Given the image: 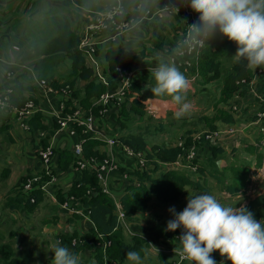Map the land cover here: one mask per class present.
Segmentation results:
<instances>
[{
    "label": "crops",
    "instance_id": "1",
    "mask_svg": "<svg viewBox=\"0 0 264 264\" xmlns=\"http://www.w3.org/2000/svg\"><path fill=\"white\" fill-rule=\"evenodd\" d=\"M94 1L99 11L91 12L72 0H0V94L11 87L19 89L23 98L35 103V114H40L43 125L34 131L29 125L32 117L24 127L20 125L14 107L0 110V229L6 226L15 228L9 236L21 242H18L16 250L23 253L17 259L26 258V264H36V258H42V254L48 256L51 264L52 253L49 250L52 245L56 241L61 242L63 236L74 235L81 241L71 243L68 248L71 250L78 245L83 246L78 252L81 264H130L125 256L122 259H109V247L104 251L95 246L96 241L104 239H98L99 233L81 204L77 206L80 214L76 215L63 210L57 200L58 194H65L77 182V174L73 172V147L78 142H82L89 157H112L119 165L117 171L105 176L104 184L97 183L102 192L105 190L111 197L115 207L120 206L125 212L119 227L124 241L132 244L134 238H138L142 242V248L138 251L141 264H160L161 254L179 246L178 237L182 229L165 231L166 223L173 218L168 210L174 207L176 213L182 211L188 195L213 194L222 203H237L236 207L245 206L264 195V119L257 114L264 106V83L259 85L260 93H250L246 98L235 95L229 101H237L239 110H230L224 103L215 106L210 102L212 97H205L206 91L211 90L215 99L219 98V84H190L187 100L193 107L179 119L174 117L173 110L142 103L151 97L147 87L153 83L151 69L157 58L170 57L174 47L183 38V18L176 13L169 16L172 22L162 18L159 9L164 8L166 0H149L150 10L147 13L141 10L144 0ZM117 4L122 7L123 15L108 21L106 28L89 34L98 71L92 67L84 52V55L81 53L84 65L73 82L64 85L71 71V60L67 58L52 73L55 83L47 81L58 85V88L51 92L40 86L35 64L41 57L28 45V23L36 19L48 20L49 17L44 14L55 12L79 40L77 47L66 53L70 55L83 50L81 42L87 36L88 26ZM123 20H134V24L112 42L111 38L117 32L114 24ZM232 45L236 48L234 43ZM110 57H116L117 60L112 63ZM176 59L182 65L181 70L187 74L185 70L191 58L184 55ZM227 61L232 62L231 67L237 62L234 57ZM63 64L67 72L60 68ZM117 69L132 73L124 96L116 95L122 84ZM256 70L257 73L264 71L260 68ZM259 79L257 75L252 81L255 89ZM96 88H102L103 92L97 95ZM107 92L112 93L113 98L107 104L100 103L99 97ZM146 93L150 95L144 98ZM199 96L202 98L197 99ZM203 98L207 106L211 105V111L195 115L198 105H205L200 103ZM61 104H64L63 110ZM73 109L80 110L82 115L94 117V133L84 135L82 128L73 125L76 134L71 136L68 131L58 128L57 120ZM227 115L229 117L225 118ZM152 119L157 121L153 129L145 126L146 129L141 130L137 124ZM229 127L235 130L233 135L225 133ZM212 131L222 133L214 140H204L197 145L195 160L178 161L177 156L174 160H164L158 155L164 151L169 157L178 143L187 147L196 145L198 134ZM156 133L159 136L157 142L148 137L149 134L158 137ZM129 137L142 140L144 146L139 152L144 157L141 160L135 161L126 156L125 148L134 149L126 143ZM108 139L114 140L115 144L108 145ZM45 148L53 153L48 168L42 165L37 155L39 150ZM135 171H146L153 179H159L157 185H160V189L145 202L138 200L130 203L131 208L126 211L120 198L127 193L128 188H138L143 184L132 175ZM46 172L54 176L56 181L49 182L50 194H44L33 210L25 209L23 202L27 197L21 189L18 194L25 200L15 204L13 209H4L6 197L11 194L15 198L17 194L12 192L23 180L39 176L49 181ZM150 184L144 183L148 187ZM197 186L205 192L198 190ZM239 196L242 197L240 201ZM46 200L45 205L40 207ZM66 201H69L68 198ZM71 205L74 206V203ZM91 230L94 237L82 240ZM35 239L40 241V246L33 249L32 240ZM26 250H33L34 258L26 254ZM97 251L101 252L100 260ZM169 256V261L175 260L173 254ZM211 256L217 264L222 261L223 264H230L218 251L211 253Z\"/></svg>",
    "mask_w": 264,
    "mask_h": 264
},
{
    "label": "clouds",
    "instance_id": "2",
    "mask_svg": "<svg viewBox=\"0 0 264 264\" xmlns=\"http://www.w3.org/2000/svg\"><path fill=\"white\" fill-rule=\"evenodd\" d=\"M179 3L199 13L198 22L187 25L184 37L170 57L157 58L151 69L153 83L147 87L151 97L142 102L173 110L177 119L193 107L187 100L190 80L177 63V56L198 55L220 35L236 45L231 57L237 62L244 61L252 72L264 69V0H179ZM179 9L174 4L159 11L166 19ZM141 10L145 13L150 10L149 0H144ZM236 204L222 203L217 196L205 193L188 195L187 204L179 213L170 208L173 218L166 223L165 231L182 229L175 249L179 259L189 264H217L211 253L218 251L230 264H264V220L257 221L246 206ZM49 252L51 264H80L78 254L60 241ZM125 257L130 264H141L138 251H127Z\"/></svg>",
    "mask_w": 264,
    "mask_h": 264
},
{
    "label": "trees",
    "instance_id": "3",
    "mask_svg": "<svg viewBox=\"0 0 264 264\" xmlns=\"http://www.w3.org/2000/svg\"><path fill=\"white\" fill-rule=\"evenodd\" d=\"M72 2L78 6L86 7L91 12L99 11V9L95 6L94 0H72ZM44 16L49 17L48 23H46L45 26L42 25V20L40 23L38 20H32L28 23L29 25H32V27L42 25L44 29L47 27L46 30L48 31L46 36L43 32L41 34H34L33 30L31 31V28L28 27V45L33 49L37 56L41 57V59L35 64V70L39 72L40 80L53 81L52 73L54 69L68 58L71 60V71L67 76V81L64 82V85L70 84L74 81L76 74L79 73L84 65L82 57V54L84 55V51H75L70 55L66 54L68 51L74 50L77 47L79 43L78 38L70 32L68 26L58 18L55 12H48L44 14ZM232 44L233 42L228 41L227 38L217 35L209 42V48L206 47L199 53L197 66L195 65V59L191 58V65L188 67V70L192 75H196L195 84H200L202 86L208 84L221 85L219 98L215 99L211 90L206 91L205 97L208 99L210 97L213 98V100H210L211 103L215 104V106H219L221 103H224L230 110H239V103L237 101H233V103H229V101L235 95L237 97L241 96L242 98H246L250 93L254 94L256 91L257 93H260L258 88L261 82L264 83V80L262 79L264 71H261V74L257 73V70L252 72L246 68L244 61L235 62L231 68H225L223 60H230L232 58L231 56L236 52V48ZM116 60V57H110V61L112 63ZM257 75L260 79L255 89L252 81ZM243 80L245 83H242ZM53 82L51 83L53 89L58 88V85ZM203 91L204 90L199 91V93ZM96 92L97 95H99L103 92L102 88H96ZM148 95H150V93H146L144 98L148 97ZM26 101L27 100L22 97L19 89L12 88V93L10 95V105L12 107L19 109ZM261 110H258L257 114ZM227 117L229 116H225V118ZM41 119L40 114H35L29 121L30 128L34 131L41 129L43 127ZM127 140L128 141H126V143L130 144L134 148V151L139 152V150L143 149L144 145L141 139L129 137ZM203 141L204 140L198 141L197 145ZM185 147L187 146L185 145ZM154 149H156V147H154ZM179 152L180 149L176 148L172 151V154L169 157L164 153V151H162V154L158 153V155L164 160H174L176 156H178ZM83 154L85 158H88L90 155L86 150L84 151V147ZM73 159L74 162V155ZM132 175L138 179V181L143 182V184H141L138 188H128L126 190L127 193L120 198V202L126 211L131 208L130 203L138 200L145 202L153 193H156L160 189V185H157L159 179H153L146 171H135ZM76 177L78 178L77 182L74 183L65 194H58L56 196L59 203L62 204L67 198L73 197L79 204H81L82 209L89 210L90 218L97 232L102 235L104 240H109L111 243L107 251L109 259H122L127 251H139L142 248V242L138 238H134L132 244H128L124 241L119 230L120 224L116 218V207L114 201L110 196L102 192L98 186L95 176L89 171H83L77 173ZM24 181L25 180H23L21 184ZM145 182H151L149 187L144 185ZM19 189L20 186L16 187L12 192V194H17L15 198H12L11 194L6 197L4 209H13L15 204L21 203L25 200L23 197L19 196ZM88 189H92V195L87 194ZM197 189L205 192V190L200 186H197ZM33 195L35 199L34 203H30L28 199L23 202L26 210H33L40 200H42V192L35 191L33 192ZM245 206L253 213L254 218L257 221L264 220V195L248 202ZM75 237L76 235L70 237L63 236L61 238V244L69 247L74 239L79 240V238ZM93 237V232L91 230L81 239H91ZM82 247L83 246L78 245L77 247L71 249V251L78 254ZM96 254L98 260H100L101 252L97 251ZM161 255L162 259L160 264H171L172 261H169L170 253ZM0 260L4 264H21L19 260L15 258L13 249L8 245L0 246Z\"/></svg>",
    "mask_w": 264,
    "mask_h": 264
},
{
    "label": "built area",
    "instance_id": "4",
    "mask_svg": "<svg viewBox=\"0 0 264 264\" xmlns=\"http://www.w3.org/2000/svg\"><path fill=\"white\" fill-rule=\"evenodd\" d=\"M179 6V12L176 14H179L184 21V26H183V37L184 34L187 30V25L196 23L198 22V16L199 13H196L190 9V7H187L186 5H182L179 3V0H166V5L164 7H172L173 5ZM123 9L122 7L117 4L114 6H111L107 13L103 15L102 17H98L95 20L94 24H91L88 26V33L86 38L81 42V48L83 51L86 53V56L89 58V62L92 65V67L98 71V62L93 58V49L91 46V43L89 42V34H92L94 31H99L101 29L106 28V24L108 21H111L114 17L116 16H121L123 15ZM113 24V23H112ZM134 24V20H123L119 22L117 25L114 24L115 29H116V34L111 38L112 42H115L117 37L125 32H127L130 28H132V25ZM202 52V50L200 51ZM199 55V54H198ZM198 55H193V56H188L190 58L195 59V65L197 66V59ZM191 63H189V66ZM189 66L186 67V76L190 80V84H194L196 81V75H192L189 73ZM117 72L119 74V77L122 80V84L118 89V93L116 95L119 96H124L125 92L128 90L129 87V82L130 78L132 76L131 72H128L124 69H117ZM261 73V71H259ZM102 81L106 84L104 78H101ZM40 86L43 88H46L48 91L53 92L55 89L45 80H41ZM242 83H245L243 80ZM252 83V82H251ZM12 93V87L8 88L6 91H4L2 94H0V110L1 109H6L11 107L10 105V95ZM113 98L112 93H105L101 95L98 99V101L102 104H107L110 102V100ZM61 110H63L64 104L60 105ZM16 112V117L18 118V121H20V125L26 127L27 126V120L31 117L36 112V105L32 100H28L25 102V104L19 108L15 109ZM258 115L264 119V106L262 110L258 113ZM57 125L60 130H66L71 136H74L76 134L75 129L73 128V125H76L77 127L82 128L83 134H91L95 132V126H94V117L92 115H82L81 111L78 109H73L70 111V113L66 114L64 117L60 118L57 120ZM235 130L233 128H229L225 130V133L228 135H233ZM222 132H212V133H203V134H198L195 138V143L196 145H191L190 147H185L183 143H178L177 148L180 149V152L178 154V161H191L197 158V142L200 140H214L218 136H220ZM107 144L110 146H113L115 144V141L112 139L107 140ZM125 154L128 158L130 159H137L141 160L144 157V154L141 152H136L133 149L130 148H125ZM39 159L42 161V165H44L46 168L49 167L50 165V160L52 158V151L49 148H45L43 150H39L37 153ZM73 155L75 157V161L73 164V172L75 174L83 172V171H89L92 173L97 182L103 183L105 182V176L110 173L117 171L119 169V165L117 162L112 158V157H105L101 159H96L93 157H88L85 158L83 154V146L82 142H78L74 145L73 147ZM46 176L49 178V181H44L41 177L37 176L32 179H27L25 180L21 185L20 189L25 193L27 199L29 200L30 203H34V195L33 192L35 191H40L42 194H50L48 186L49 182H54L56 181V178L52 176L49 172L45 173ZM105 193V190H104ZM87 194L92 195V189H88ZM106 194V193H105ZM69 201H66L61 204V208L63 210H66L67 212H71L72 214H80V209L77 207L78 202L76 199L73 197L68 198ZM74 203V206L71 204ZM116 218L118 223L125 218V212L121 209L120 206H117L116 208ZM87 213L90 214L89 210H87ZM98 239H103L102 235H98ZM78 241L81 240H73L72 244L78 243ZM111 243L109 240H102V241H96L95 246L98 248H102L104 251L110 247ZM170 254H174L175 260L171 262V264H184L186 261H181L176 254L175 250L166 252Z\"/></svg>",
    "mask_w": 264,
    "mask_h": 264
},
{
    "label": "rangeland",
    "instance_id": "5",
    "mask_svg": "<svg viewBox=\"0 0 264 264\" xmlns=\"http://www.w3.org/2000/svg\"><path fill=\"white\" fill-rule=\"evenodd\" d=\"M49 20V19H48ZM48 20L47 19H43L42 20V22H43V26H45L46 25V23H48ZM166 20H169L170 22H172L173 21V19L172 18H170L169 17V19L167 18ZM34 21H37V19L36 20H34ZM40 21L41 20H38V22L40 23ZM42 25L40 26H36V27H32V25H27V30L26 31H28V27L29 28H31V31L33 30V33L35 34V33H39V34H41L42 32L45 34V36H46V34H47V30H46V28L44 29V27H42ZM27 39L29 40V38H28V35H27ZM223 64H224V66H225V68H230L231 67V65H232V62L231 61H227L226 59H224L223 60ZM68 67V66H67ZM60 68L63 70V72H67V70H66V65H64L63 64V66H60ZM195 84V83H194ZM193 84V85H194ZM212 88H215V86L214 87H212ZM202 98V96H199V98H197V99H201ZM207 101H205L204 100V98L201 100V102L200 103H203V104H205V105H198V108H197V113H195V115H197V114H199V113H203V114H206V113H209V111H211V110H209V108L211 107V105H208L207 106V103H206ZM196 111V110H195ZM213 113H214V111H212ZM191 114H193V113H191ZM169 116L171 117L172 115H170L169 114ZM169 116L167 115L166 117L167 118H169ZM186 116V115H185ZM167 120V119H166ZM182 120V119H181ZM155 122H157L156 120H154V119H152V120H147V121H143L142 123H137V124H139L140 125V127H141V130H143V129H146V128H144L145 126L146 127H148V128H150V129H153V125L155 124ZM137 124H135V126L137 125ZM175 125V124H174ZM174 127H177L176 125L174 126ZM167 128V127H166ZM230 128V127H229ZM215 132H221V131H215ZM211 133V132H210ZM156 135H157V133H156ZM160 135V134H159ZM158 136V135H157ZM150 139H152L153 141H155V142H157L158 141V138H159V136L158 137H156L155 136V134H149V136H148ZM137 159H135V161H136ZM47 202V200L46 201H43L41 204H40V207H43L44 205H45V203ZM12 230H14L15 231V228L13 227V226H11V227H9L8 228V226H6L5 228H3V230L2 229H0V246H2V245H8V246H10L12 249H13V251H14V256H15V258H19V256L23 253V251H18V250H16V246H17V244H18V242H19V240L17 241V239H14L13 240V238H11L10 236H9V233L12 231ZM17 241V242H16ZM24 241V240H23ZM25 241H27V240H25ZM19 243H21V242H19ZM32 243H33V249L34 248H36V247H39L40 246V241L39 240H32ZM29 253V256H32L33 257V255H34V252H33V250H31V251H27L26 250V254H28ZM34 258V257H33ZM26 258H22V259H20L19 260V262L21 263V264H26V260H25ZM37 259V263L36 264H49V258H48V256L47 255H45V254H42V258L41 257H38V258H36ZM35 260V259H34ZM0 264H4L1 260H0Z\"/></svg>",
    "mask_w": 264,
    "mask_h": 264
}]
</instances>
